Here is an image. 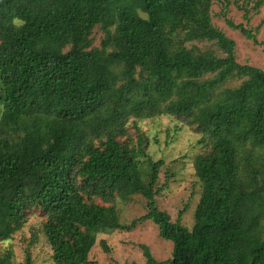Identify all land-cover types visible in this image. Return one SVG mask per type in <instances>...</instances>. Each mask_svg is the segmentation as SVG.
Segmentation results:
<instances>
[{
    "label": "trees",
    "instance_id": "16d2710c",
    "mask_svg": "<svg viewBox=\"0 0 264 264\" xmlns=\"http://www.w3.org/2000/svg\"><path fill=\"white\" fill-rule=\"evenodd\" d=\"M231 2L0 0V242L39 214L54 264H99L100 234L152 221L173 253L160 262L142 246L146 264H264V70L239 63L236 41L212 24V7ZM223 16L264 49L261 27ZM234 77L241 85L225 88ZM163 115L210 148L195 161L191 229L159 208L165 163L127 126ZM135 196L147 212L123 224L117 202Z\"/></svg>",
    "mask_w": 264,
    "mask_h": 264
},
{
    "label": "rangeland",
    "instance_id": "374dc122",
    "mask_svg": "<svg viewBox=\"0 0 264 264\" xmlns=\"http://www.w3.org/2000/svg\"><path fill=\"white\" fill-rule=\"evenodd\" d=\"M235 1L237 3L232 0L229 10L224 9L221 3L213 6L212 24L236 41V56L239 63L264 70L263 47L247 40L240 31L230 29L223 16L226 13L228 19L237 25L243 24L247 29L255 30L261 27L257 38L264 44V4L259 12L254 8L258 1L264 0ZM246 12H249L250 20L245 18ZM93 37V45L99 47L104 37L103 33L96 29ZM193 45L200 48V51L212 50L218 57L225 56L214 42H195ZM185 47L192 48V43H186ZM241 83L239 77H234L228 80L225 88L239 87ZM127 126L132 136L137 135L133 126L139 128L147 139V152L150 158L163 160L165 163L158 186L162 189L157 197L159 208L168 212L173 222H177L182 215L181 223L191 229L195 221V210L201 198L195 161L199 155L210 150L209 146L202 144L203 135L174 117L166 115L147 120L129 119ZM117 203L121 223L126 225H130L134 219L147 212L146 201L141 196H135L128 202L120 200ZM44 221L42 216L33 213L27 225L12 239L0 242V264H25L29 257L33 259V264H54L53 252L44 235ZM142 246L149 248L157 261L172 258L173 243L160 236L156 224L146 221L131 232L114 231L100 234L90 253V259L99 264H146Z\"/></svg>",
    "mask_w": 264,
    "mask_h": 264
}]
</instances>
